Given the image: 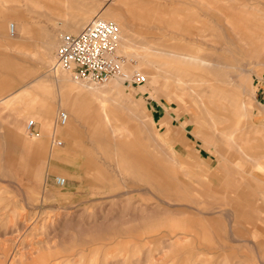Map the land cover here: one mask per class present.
Segmentation results:
<instances>
[{
	"label": "rangeland",
	"instance_id": "1",
	"mask_svg": "<svg viewBox=\"0 0 264 264\" xmlns=\"http://www.w3.org/2000/svg\"><path fill=\"white\" fill-rule=\"evenodd\" d=\"M36 1L0 0V264H264V169L253 165L259 158L264 167V124L243 106L257 116L264 0H85L77 31L68 25L81 21L82 0ZM230 6L254 15L260 54L242 52L233 28L221 51ZM19 7L32 30L23 25L10 37ZM93 18L120 27L129 82L93 85L54 71L60 37ZM30 88L33 97L21 98ZM33 109L45 118L20 127ZM177 109L193 124L181 128ZM61 111L72 114L65 127ZM164 118L189 139V166L183 149L173 159Z\"/></svg>",
	"mask_w": 264,
	"mask_h": 264
},
{
	"label": "built area",
	"instance_id": "2",
	"mask_svg": "<svg viewBox=\"0 0 264 264\" xmlns=\"http://www.w3.org/2000/svg\"><path fill=\"white\" fill-rule=\"evenodd\" d=\"M120 37L121 30L115 22L93 18L79 33L60 37L54 68L69 73L74 81L103 84L112 78L124 77L129 82L124 72L125 59L117 52ZM140 80L137 76L136 81ZM67 120V113L60 112L57 124L65 126ZM33 126L31 122L28 129ZM54 144L60 146L61 142ZM65 183V179L56 178L58 186L63 187Z\"/></svg>",
	"mask_w": 264,
	"mask_h": 264
},
{
	"label": "crops",
	"instance_id": "3",
	"mask_svg": "<svg viewBox=\"0 0 264 264\" xmlns=\"http://www.w3.org/2000/svg\"><path fill=\"white\" fill-rule=\"evenodd\" d=\"M33 1L34 0H29L28 5L30 6V3L33 2ZM51 1L54 2L53 0H51ZM234 2H238V1L235 0ZM34 4L38 6L39 2L37 4V1L35 0ZM51 5L53 7V4H51ZM78 6L83 11V17H82L81 21L78 24H76V25L75 24L73 25V24L69 23L68 26L73 31L79 30V28L81 26V22L83 20H85L87 18L88 14H89V7H88V5H87L85 0L80 1ZM41 7H44V5H41ZM18 10H19L18 13H19L20 21L17 24L16 33L18 32V33L21 34V30H22V26L23 25H27V27L30 30H32L31 29L32 28L31 24L27 20H25V18L22 15L21 7H19ZM200 10L202 11L203 9L200 8ZM222 12L224 14V19H225L227 27L225 28L226 43H225V47H221V51H226L228 49L227 45L229 43L230 35L234 36V33H233L234 31L231 30V33H230V29L233 28V30L235 29V31H236L235 33H236L237 37H236V39H234L232 41L234 43H242L243 44L242 52H244V53L246 52L247 55H249V54L250 55L260 54L261 46L263 45V43H262V39H260V36H259L260 28H259V26L257 24V21L255 20L254 15H252L250 13H247V12H244V11L239 12L238 10L235 9L234 6L224 7L222 9ZM21 19H23V20H21ZM230 23H231V25H230ZM246 28H247V30H246ZM21 36H20V38H21ZM21 39H24V38L22 37ZM0 58H2V57H0ZM207 58L211 59V57L209 55H206L205 59H207ZM33 89L34 88H32V89L30 88V90L27 89L26 92H24V93H22L20 95V97L24 99V98H29L31 96V98H32L33 97L32 92L35 93L33 91ZM36 89H37V87H36ZM254 99H255L256 106H257V111H256L257 112V116L256 117L253 115L252 110H251L250 106L248 105V103L244 102L243 106L245 107L246 111L250 114L251 120L252 119H254V120L258 119L259 122L264 124V81H260L256 85L255 98ZM28 103H30L29 106H31V104H33L31 101H29ZM32 107H33V105H32ZM159 110L160 109L157 108L156 112H158L159 114H162ZM25 113L26 114H23V116L20 117V121H21L20 122V127H22L24 125L25 118H27V117L45 118V117H40L41 116L40 113L35 111V109H33V111H30V112L27 111ZM185 113L186 112L181 113L177 109L175 114H174V116H172V118H174L176 121L181 123V128H184V129L187 128V126L193 124V122L195 120L193 118V121H189L188 119L186 121H182L181 120L182 116H184ZM191 113L192 112H189L188 114L191 116ZM151 117H152V121L154 123H157V121L154 120L152 115H151ZM192 117H193V114H192ZM158 122L165 128L166 133L168 134L167 143L171 144L172 146L174 145L173 146V148H174V150H173V159L177 160V158H179V156L182 155L181 154V149H183L184 150L183 153H184V156H185V158L183 160V162H184L183 165L189 166L190 162L188 161L187 157L192 153V151L190 150L189 139L185 138L184 136L182 137V133L179 132V131H176V129L174 128V123L170 119L164 118V119H162V120H160ZM191 134H192L194 140H196V141L199 140V135H195L192 132H191ZM201 135H202V138L205 139V142L209 143V138L204 136L205 133H204V135L201 133ZM12 137L13 136H11V138ZM245 138L246 139H244V140H249V135H246ZM255 140H257V137L252 136L251 141L254 142ZM260 140H264V138H262ZM248 143L249 142H246V141L243 142V144H244L243 148L244 147H249L250 148L251 146H249ZM210 144H212V143H210ZM239 146L240 145H238V147L236 148V151H240V152L243 153V150L245 148L242 150V149L239 148ZM204 149L205 150H209V148H207V147H205ZM223 150L224 149H222L221 147H220L219 151L216 148V151L214 150V152L216 154L215 157L217 158L218 156L225 155ZM249 158L252 159L251 157H249ZM226 161L227 162H231L232 160L230 159V157H227ZM253 161H254L253 165H254L255 170L262 171L264 169V167L260 163L259 158H254ZM219 164H221L220 160H219ZM225 166H226V164H225ZM238 202L239 201L232 202L233 207H234L236 212H239L240 214H243L242 205L240 203H238Z\"/></svg>",
	"mask_w": 264,
	"mask_h": 264
},
{
	"label": "bare ground",
	"instance_id": "4",
	"mask_svg": "<svg viewBox=\"0 0 264 264\" xmlns=\"http://www.w3.org/2000/svg\"><path fill=\"white\" fill-rule=\"evenodd\" d=\"M12 27L14 28V30H13V32H12ZM246 30H247V28H246ZM250 30V29H249ZM251 31V30H250ZM1 32V31H0ZM3 32V31H2ZM8 34H9V36L11 37L12 35H15L16 34V26L13 24V23H11L9 26H8ZM14 37V36H13ZM12 37V38H13ZM263 41V40H262ZM118 47H119V45H118ZM117 52H118V48H117ZM184 59H186V60H190V61H192L193 59L192 58H190V57H183ZM193 61H195V60H193ZM196 62V61H195ZM202 63V62H201ZM124 66H125V64H124ZM53 69H54V67H53ZM55 72L56 71H58V69H55L54 70ZM125 75L127 76V77H129L128 76V74L125 72ZM120 79H122V80H124L125 78L124 77H122V78H120ZM76 82H79V81H76ZM88 84H91V83H88ZM83 85H85V86H88V90H89V92L90 93H92L93 95H100V94H102V92L100 91V90H98V88H95V87H93V86H89V85H87V84H83ZM93 85H95V84H93ZM99 101V110H100V112H101V114H102V117H103V121L107 124V126H109L111 129L113 128V129H115L114 128V125H113V120H112V118H111V116H110V112H109V108L107 107V106H105V104H103V100L102 99H100V100H98ZM61 112H64V111H61ZM66 113V112H65ZM60 114V113H59ZM59 116V115H58ZM67 116H68V120H67V124L65 125V126H67L68 125V123H69V116L72 118V114L68 111V114H67ZM31 122H33L34 124H35V122L33 121V120H30V121H28V123H27V126H26V128H28V126H29V124L31 123ZM64 126V127H65ZM45 128L48 130L49 129V125L47 124L46 126H45ZM62 143V142H61Z\"/></svg>",
	"mask_w": 264,
	"mask_h": 264
}]
</instances>
